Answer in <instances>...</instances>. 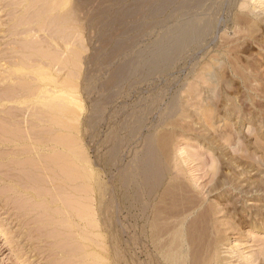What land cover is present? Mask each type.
Returning <instances> with one entry per match:
<instances>
[{
    "label": "rangeland",
    "instance_id": "374dc122",
    "mask_svg": "<svg viewBox=\"0 0 264 264\" xmlns=\"http://www.w3.org/2000/svg\"><path fill=\"white\" fill-rule=\"evenodd\" d=\"M31 1L33 0H0V96H3V91L6 92L11 86H17L15 80L18 81L17 83L20 81L19 78L17 79L18 75L12 76L11 73L14 72L19 59L22 58L23 54L20 53H26V50L23 51L25 48L21 45L26 47L29 43L27 39H33L31 42L37 45L41 41L39 46L46 48V50L49 47L48 50L57 52L62 59L66 58L67 54V56L71 55L73 60L76 57L73 54H78V51L85 47L83 52L81 51L84 54H78L76 57L77 60H80V62L78 60V65L82 64L79 67L82 68L77 69L78 66H72L73 70L76 68L74 73L80 69L74 75L79 74L77 79H74V86L83 99L84 108L77 121V130L74 129L75 132L71 133L72 144L74 145L71 148L82 159H89V162H93H90L89 166L96 177H94V183L89 184L94 186L90 189L93 193L89 190L88 192L87 188H82L85 187V184L88 185L87 181L74 179L76 182H71V185L70 182H66L62 172L60 174V171L56 169L54 172L52 171L54 168L48 165L49 169H47L45 161L40 158V162L31 168L32 176L42 169L45 170L44 168L54 172L53 175L50 171L49 173L44 171L45 174L41 171L38 174L39 177L37 176L38 178L33 176L36 177V181L21 178L24 171L22 172L23 169H19V167L16 170V167L10 162L12 158L14 160L21 155V159L29 157L39 161L38 158L42 153L46 156L53 151V148L59 153L63 150V153L66 151V147H53L52 143L46 142L41 146L36 145L35 140L30 139L36 138L38 141L41 134L36 135L38 134L36 132V134H32L31 131L34 130L27 131L28 129L25 128L34 127L36 131L38 127L30 123L27 126L23 123L24 121H21V119H28L27 116L30 118V115L31 118L28 121L32 120L31 109L15 103L0 101L1 110L3 108L7 111L6 108H8L9 112H14L18 108L22 111L27 109L24 111V116L20 110L19 112L15 111V113L21 114L18 115L17 121H20L26 130L27 134L24 137L27 140V145H29L27 146L28 150L34 151L31 154L28 153L30 151H26L25 142L21 144L11 142L8 139L12 144L8 140L7 143H0V264H87V262L93 264L94 257H102L104 264H114V262L116 264H135L133 262L136 253L140 254L142 261H145L148 249L153 255L152 264H164L160 254L161 246L167 244L171 234L176 231L177 221L179 222L182 217H187L190 213L187 211L188 208L191 209V206L193 207L195 204L202 208L195 216H189L186 222L187 227L184 228L186 239L193 241L192 250H190L191 255L197 250L200 251L198 248L201 249L204 244L209 242V239L219 238L221 240L219 251L223 264H241L242 260L237 256L242 255L243 252V254L247 253L245 257H249L247 263L242 261L243 264H249V262L253 264L256 261V264H264V0H70L69 8L61 11L60 14L66 15L68 12L71 17H69L71 21H68L72 23V26L74 25L73 27L78 32H71L74 29H69L70 33H64V36L61 32L55 31L53 25L41 29V25L35 23L36 20L34 25L28 24L31 28L26 25L22 26L24 24L23 19L36 15L35 12L39 9L46 10L47 5L42 2H37L38 6L35 4V8L28 6L32 5L30 4ZM26 8L28 10H25ZM20 17L22 19V21L20 20L21 26L18 25ZM34 28L36 31L31 32ZM44 29L46 30L43 31ZM236 29L241 33H237ZM21 31L29 34H21ZM184 31L191 35V40L175 47ZM222 32L224 33L222 34ZM71 33H75L70 36V43L75 46L73 53L70 51L74 47L67 52V50H63L62 41L64 40L60 42L57 40V38L66 37ZM76 34H78V38H76ZM221 34L224 35L223 37L227 34L226 36L230 40H223ZM52 38L56 39L55 42L52 41ZM224 42L227 43L224 44ZM56 43L59 44L56 45ZM77 47H80L78 51L76 50ZM219 47L222 48L219 50ZM235 47L241 48H236L237 51ZM228 49L233 50L232 54ZM57 50L62 51L64 56ZM229 59L233 62L229 63ZM74 61L76 62V59ZM67 72L65 71V74L61 72L59 78L61 79V76L64 78ZM235 72H239L240 76H237L239 73L236 74ZM9 77H13V81ZM79 81L81 82L78 83ZM244 83L248 85V88L244 86ZM253 87L255 90H251ZM80 93L84 94L81 95ZM256 94L261 97H255ZM247 95L253 97L248 98ZM87 107H89L88 110ZM159 108L160 110H158ZM29 110L31 114H29ZM5 111L1 112L4 114ZM115 118L116 120H114ZM106 120L107 122H105ZM119 120L121 121L119 122ZM44 125L41 124L38 129L41 130L45 127L43 132L47 131L46 125ZM150 128L151 132L149 131ZM76 131L79 133L77 134ZM29 134L34 135V137L30 138L31 135L29 137ZM22 145L23 147L20 148ZM153 145L155 146L153 147ZM31 146L35 147L36 150ZM89 151L90 153H88ZM123 152L125 153L123 154ZM37 154L39 157H36ZM149 155L152 156L154 163H162L161 165L164 166L161 172L159 171L162 180V184L158 183L160 187L151 188L149 191L148 186H143V202L152 205L155 216H161V218L155 217L156 220L153 222L154 231H156V233L154 232L156 234L155 245L150 243L146 236L147 226L144 227L145 230L142 233H140V229H137L139 228L136 222L138 212L134 196V185L138 179H142V170L151 161ZM93 160L96 162L94 163ZM39 163H44V166ZM40 166L42 169L37 171V167L40 168ZM101 168L103 169L102 172L100 171ZM18 169L20 173L22 172L21 174L18 173ZM31 172L29 171L30 174ZM139 173L141 176L138 175ZM44 175L55 181L48 178V180L44 179ZM110 177H112L111 180ZM42 179L46 181V185H43ZM32 181L36 183L33 184ZM109 183L113 184L112 187ZM27 184L30 185V188ZM66 184L69 187L76 184L79 187L82 184L80 187L83 191H80L83 192V195L74 193L73 188L70 190ZM31 187L36 189L38 191L36 193L39 195L44 192L42 194L45 196L40 197L38 194H34ZM52 187H58L57 189L63 187L61 194L58 193L59 191L55 192V189V194H52ZM28 188L31 191L27 190ZM47 188L51 189L50 192ZM84 190L89 194L85 195ZM111 191L115 194L110 193ZM170 191L171 193H169ZM108 193L109 197L107 196ZM57 194H65L69 197L74 194V196H78L77 200L73 195L70 198L67 197L76 201H80L78 198L81 199V197L82 199L85 197L93 198V203L87 201L88 199H86V203L83 200L77 203H80L82 208L85 205L89 207L93 204L91 207L92 211L96 212L94 219L98 220V228L94 225L95 229L92 231V224L85 222L88 221L85 213L88 214L91 207L83 209L84 214L81 217L84 216V219L78 214L75 215L72 209H70L72 211L68 210L67 206L63 209L69 214L66 212L67 214L61 216L63 213L61 211L63 210L61 209L63 204L60 203L61 199H59L60 202L56 200L57 203L50 201V197L56 199ZM151 194H153L152 197H150ZM38 196L39 199L36 198ZM163 196L164 198H161ZM103 199H106L107 202ZM39 203L42 209L38 210ZM83 203L85 205H82ZM43 204L45 209L42 207ZM115 204L120 206L118 209L122 212L119 211V214L116 213ZM176 204H182L184 208L180 205L178 207ZM48 206L49 210L46 209ZM101 206H105L102 213L100 211ZM155 207L156 210H154ZM79 208L81 209V207ZM179 208H181L182 213H175ZM53 209L56 210V213L59 210L60 215L55 214ZM185 209L187 210L184 212ZM52 210L53 212H51ZM166 212L172 213L171 216L166 215ZM178 213L179 215H177ZM110 215L112 219L108 218H111ZM115 216L119 217L120 220L119 218L116 219ZM62 217L64 221L69 220L68 222L65 221L68 224L65 222L64 224H57L59 221L63 222ZM158 217L160 219L166 218L164 221L159 220ZM167 218L171 219L168 220ZM53 219L56 220V223ZM90 220L93 218L90 217ZM121 220L122 222H120ZM170 221L176 222L170 224ZM118 222L121 224L119 225ZM69 223L71 227L68 226ZM48 225L51 230L55 229V232L54 229L52 230V234L55 235L51 234ZM63 225L66 226L59 228ZM120 226L122 229L119 228ZM64 228H68V231ZM124 229L125 231H122ZM48 231L49 233H46ZM106 231L110 235L105 233ZM119 231L122 236H119ZM57 232L58 235H56ZM65 233L76 234L75 236L71 234L70 237L72 238L69 237V240L68 234L67 237L64 236ZM90 233L96 236H92ZM139 234L143 236L139 238ZM205 234L207 237H204ZM63 236L67 239H64ZM90 240L99 244L97 245ZM66 241H70L72 250H70V246H67L70 243ZM113 241L114 243H111ZM62 242L64 245L66 244L67 249ZM78 244L83 246L79 249L83 250L86 246L87 248L80 252L78 251ZM195 244L197 247L194 246ZM229 248L233 249L235 253ZM91 252L95 256L92 255V258H89ZM84 254L87 255L84 256ZM223 254L224 256H222ZM78 256H84V258L80 257L79 259ZM261 257L263 258L260 260ZM126 259H128L127 262Z\"/></svg>",
    "mask_w": 264,
    "mask_h": 264
},
{
    "label": "bare ground",
    "instance_id": "6f19581e",
    "mask_svg": "<svg viewBox=\"0 0 264 264\" xmlns=\"http://www.w3.org/2000/svg\"><path fill=\"white\" fill-rule=\"evenodd\" d=\"M252 1V0H251ZM34 3V5H33V3ZM39 3V2H42V3H44L45 5H47V7H46V10H42V9H39L38 11H36L35 12V14L36 15H34V16H32V17H29V18H26L25 16H22V17H24V18H26V19H23V21H24V24H22V26L23 25H26V26H30V25H28V24H33L34 25V22H35V20H36V24L38 25V23L41 25V29L44 27L45 28V26H49V25H53V29L55 30V31H58V32H61V34H62V36H64V33H70V31H68L69 29L71 30H73L74 29V31H71V32H75L76 30H75V28L71 25L72 23H70L68 20H70V14L67 12V14L65 15V14H60V12L61 11H64V10H66V9H68L69 8V6H70V0H33V1H31V3L30 4H32V5H28V6H32V7H34L35 8V4L36 3ZM21 3V2H20ZM256 4V3H255ZM245 5V4H244ZM36 6H38V4H36ZM245 7V6H244ZM37 8V7H36ZM32 9V8H31ZM243 9V8H242ZM25 10H28L27 8L25 9ZM30 10V9H29ZM256 10V9H255ZM27 15H28V12L26 13ZM25 14V15H26ZM24 15V14H23ZM26 15V16H27ZM31 15V14H30ZM46 16V17H45ZM45 17V18H44ZM70 17V18H69ZM67 18H69V19H67ZM244 18V17H243ZM20 20L22 21V19H21V17H20V19H18V25H20L21 26V24H20ZM34 20V21H33ZM71 21V20H70ZM239 21V20H238ZM42 22H43V24H42ZM245 23V22H244ZM227 26V25H226ZM256 26V25H255ZM254 26V27H255ZM72 27V28H71ZM76 27V26H75ZM78 27V26H77ZM29 28H31V26L29 27ZM29 28H27V29H29ZM36 28H34V29H32L33 31H31V32H34V30H35ZM77 30H80V29H78V28H76ZM46 29H44L43 31H45ZM25 31H27V30H25ZM22 32L21 31V34L22 33H25V34H29L28 32ZM36 31V30H35ZM42 31V30H41ZM42 31V32H43ZM66 31V32H65ZM81 31V30H80ZM176 31V30H175ZM178 31V30H177ZM243 31V30H242ZM76 32H78V31H76ZM235 32V31H234ZM236 32L237 33H241V31L240 32H238V29H236ZM235 32V33H236ZM224 32H222V34H223ZM229 33V32H228ZM24 34V35H25ZM31 34V33H30ZM73 34H75V33H71V35H68V34H66V35H68V36H66V37H60V38H65V39H58L57 38V40L60 42L61 40H64V41H62L63 42V44H64V49L63 50H67V52L71 49V48H73V50L71 49V53H73V51H74V49H75V46H73L71 43H70V41H71V39H70V36H72ZM79 34V33H78ZM78 34H76V38H78L79 36H78ZM221 34V37H223L224 35H222ZM34 35V34H33ZM227 35V34H226ZM225 35V37H223V40H225V41H228V40H230L229 39V37H227ZM237 35H239V34H237ZM236 35V36H237ZM247 35V34H246ZM25 37V36H24ZM81 37V36H80ZM227 37V38H226ZM33 38V37H32ZM175 38V37H174ZM216 38V37H215ZM251 38V37H250ZM221 39V38H220ZM25 40V39H24ZM28 40V42L29 43H27L28 45L25 47L24 45H21V46H23V48H25V49H23V51L24 50H26V53L24 54V53H20L21 55H22V58L21 59H19L20 61H19V63L16 65V63H14L15 65H16V68H15V70H14V72H10L11 74H12V76H14V74H16V76L18 75V77H17V79L19 78V83H17L18 81H14V82H16V85L17 86H11L8 90H6V92L5 91H3V96H2V98H0V101H5V102H11V103H15V104H18L19 106H24V107H26L27 109H31V111H32V113H33V117H32V120H30V121H28L30 118H31V115H30V118H29V116H27L28 117V119H26V120H22L21 119V121H24L23 123L24 124H27V126H28V124L30 123V124H32L33 126H36V127H40V125L41 124H45L46 125V128H47V131L45 132H43V130H44V128L45 127H43V128H41V130L40 129H36V131H35V128L33 129L32 127H28V128H25L27 131H30V130H34V131H31L32 132V134L33 133H38V134H36V135H39V134H41V135H39V137L38 136H35V137H38V141H36L37 139L36 138H32V137H34V135L32 136V134H29V137H30V135H31V137L30 138H32V139H30V140H35V143H36V145H38V146H41L42 144L44 145V143L46 142V143H52L53 144V147H66L65 149H66V151H64L63 153H62V151L59 153V151H55L56 149L55 148H53V151L50 153V154H48V155H46V156H44V154L42 153V155H43V157H42V155L39 157V154H37V156L36 157H39L38 158V160L40 159V158H42L41 160H44L45 161V163H46V167H52V168H54V169H52V171H54L55 169L57 170V171H60V174H61V172H62V175H63V177H64V179H66V182H72V183H75L76 181H78L77 179H83L82 181H87V183H88V185L87 184H85V187H82V184L80 185L83 189L84 188H87V191L89 190L90 192H91V187H94V186H90L89 184H92V183H94V181H95V178L94 177H96V176H94V174H93V171L91 170V168H90V162H92V161H90L89 162V159H82L80 156H79V154H76L75 152H74V150H73V148H71V147H73L74 145L72 144V138H71V133L73 132H75V130H77V128H78V126H77V121L79 120L78 118L81 116V114H82V110H83V108H84V106H83V102H82V100L83 99H81V97L79 96V93L76 91V88H75V86H74V79H77V76H79V74H77V76H74L76 73H78V71H80V69L82 68L81 66L79 67V65L81 64H79L78 65V60H77V58L76 57H78V54H84V53H81V51L83 52V50L85 49V47H83V50H81V51H78L79 49H80V47H77L76 48V50L78 51V54H73V56L75 55L76 57H74V59H76V62L74 61V59L72 60L71 59V55H68L67 56V54H66V58H64V59H62V57H61V55H59V54H57V52H52L50 49L48 50V48H47V50H46V48L44 49V47H41V46H39L40 44H41V41H40V43H39V45H37L36 43H33V42H31V40H33V39H27ZM55 40L56 39H54V38H52V41H54L55 42ZM191 40V35L188 33V32H186V31H184L182 34H181V36H180V39L177 41V43L175 44V42H174V44H175V47H178V45L180 46L181 44H186L187 42H189ZM194 40V39H193ZM240 40V39H239ZM26 41V40H25ZM66 41V42H65ZM215 41V40H214ZM217 41V40H216ZM218 41H219V39H218ZM241 41V40H240ZM27 42V41H26ZM25 42V43H26ZM212 42H213V40H212ZM24 43V44H25ZM53 43V42H52ZM227 42H224V44H226ZM22 44V43H21ZM57 44H59V43H56V45ZM73 44H75V43H73ZM164 44V43H163ZM169 44V43H168ZM214 44H217V43H214ZM49 45V44H48ZM189 45V44H188ZM191 45V44H190ZM50 46V45H49ZM59 47H60V45H58ZM19 48V47H18ZM22 48V47H21ZM61 48H63V47H61ZM61 48H59V49H61ZM215 48V47H214ZM222 48V47H221ZM220 47H219V50L221 49ZM237 47H235V49H236ZM238 48H241V47H238ZM237 48V49H238ZM82 49V48H81ZM233 50H234V48H232ZM236 49V50H237ZM243 49V48H242ZM20 50V49H19ZM172 50V49H171ZM216 50H217V48H216ZM216 50H214V51H216ZM223 50V49H222ZM229 50V49H228ZM230 50H231V47H230ZM229 50V51H230ZM232 50V51H233ZM22 51V50H21ZM58 51V50H57ZM86 51V50H85ZM175 51V50H174ZM198 51H200V50H198ZM213 51V50H212ZM218 51V50H217ZM232 51H230L231 53L230 54H232ZM238 51V50H237ZM59 53H61L62 54V51H58ZM66 52V53H67ZM69 52V53H70ZM155 52V51H154ZM177 52V51H176ZM191 52V51H190ZM219 52V51H218ZM243 52V51H242ZM249 52V51H248ZM86 53V52H85ZM198 53V52H197ZM229 53V52H228ZM182 55H184V54H182ZM214 55V54H213ZM227 55V54H226ZM62 56H64V54H62ZM70 56V57H69ZM86 56V55H85ZM84 56V57H85ZM205 56V55H204ZM208 56V55H207ZM235 56V55H234ZM203 57V56H202ZM206 57V56H205ZM237 59H238V57H237ZM240 59V58H239ZM202 60V59H201ZM15 61H17V60H15ZM229 61V63L232 61L231 59H229L228 60ZM79 62H80V60H79ZM159 62V61H158ZM218 62V61H217ZM216 62V63H217ZM233 62V61H232ZM239 62V61H238ZM237 62V63H238ZM170 63H172V62H170ZM201 63V62H200ZM228 63V62H227ZM231 64H233V63H231ZM82 65V64H81ZM146 65V64H145ZM218 65V64H217ZM220 65H222V64H220ZM233 65H235V64H233ZM72 66H74V67H77V69L78 68H80L79 70H77V72H73L76 68H74V70L72 69ZM216 66V65H215ZM205 67V66H204ZM211 67V66H210ZM218 67H220V66H218ZM227 67V66H226ZM234 67V66H233ZM208 69V68H207ZM220 69V68H219ZM67 72L66 73V75H65V77L64 78H62V76H61V79L59 78V75H60V73L62 72V74H65L64 72L65 71ZM230 70V69H229ZM224 71H226V70H224ZM223 71V72H224ZM201 72V71H200ZM230 72V71H229ZM209 73V72H208ZM232 73H234V70H232ZM236 74H238L239 72H235ZM210 74V73H209ZM10 75V74H9ZM83 76V75H82ZM212 76V75H211ZM237 76H240V73H239V75H237ZM74 77H76V78H74ZM10 78V77H9ZM8 78V79H9ZM13 78V77H12ZM12 78H10V79H12ZM16 78V77H15ZM261 79V78H260ZM79 80V79H78ZM86 80V79H85ZM212 80V79H211ZM214 80V79H213ZM11 81H13V79L11 80ZM10 81V82H11ZM13 82V83H14ZM81 81H79L78 83H80ZM89 82H90V80H89ZM12 83V82H11ZM75 83H76V81H75ZM87 84V83H86ZM214 84V83H213ZM256 84V83H255ZM10 85V84H9ZM13 85V84H12ZM80 85V84H79ZM86 86H88V85H86ZM232 86V85H231ZM244 86L246 87V88H248L247 86V84L246 83H244ZM80 87V86H79ZM78 87V88H79ZM90 88V87H89ZM254 88V87H253ZM253 88H251V90H255V88L253 89ZM260 88V87H259ZM80 89V88H79ZM78 89V90H79ZM264 89V88H263ZM250 90V91H251ZM213 91V90H212ZM257 91V90H256ZM214 92V91H213ZM253 92V91H252ZM81 94V93H80ZM84 94V93H83ZM83 94H81V95H83ZM92 94H93V92H92ZM215 94V93H214ZM214 94H211V95H214ZM95 95V94H94ZM0 96V97H1ZM92 96V95H91ZM248 96V98H251V97H253V96H250V95H247ZM217 97V96H216ZM218 97H220V96H218ZM255 97H261V96H259L258 94H256L255 95ZM244 98V97H243ZM85 99V98H84ZM90 99V98H89ZM218 99V98H217ZM213 100H215V98H213ZM254 100V99H253ZM253 100H252V102H253ZM87 101V100H86ZM85 101V102H86ZM91 101V100H90ZM4 102V103H5ZM84 102V103H85ZM87 102H89V101H87ZM116 102V101H115ZM241 102V101H240ZM97 103V102H96ZM8 104V103H7ZM6 105V104H5ZM17 105V106H18ZM87 105V104H86ZM142 105V104H141ZM3 106V105H2ZM7 106V105H6ZM5 106V107H6ZM92 106V105H91ZM96 106H97V104H96ZM9 107V106H8ZM23 107V108H24ZM13 108V107H12ZM11 108V109H12ZM25 108V109H26ZM7 109V111H5V109H3L2 108V110L1 111H5L4 112V114L0 111V143H7L6 141L9 139V140H11V142H19V143H21L22 144V142H25V144L24 145H26V148H27V150L26 151H30V152H28V153H30L31 154V152L33 151V150H28V147L27 146H29V145H27V140H25V134H27L26 133V130H24V127L22 126V123L20 122V121H17V118H18V115H21V114H18L17 115V113H15V111L17 112H19V110L21 111L20 113H22L23 112V116L25 115V112L24 111H26V110H21L20 108H18L17 110H15L16 108L14 107V112H9V109L8 108H6ZM89 109V107H87V110ZM96 109V108H95ZM102 109V108H101ZM12 110H10V111H12ZM100 110V109H99ZM158 110H160V108L158 109ZM31 111L29 110L28 112H29V114H31ZM6 112H8V113H6ZM156 112V111H155ZM27 113V112H26ZM99 113V112H98ZM101 113V112H100ZM156 113H158V111L156 112ZM160 113V112H159ZM28 114V113H27ZM93 114V113H92ZM85 115V114H84ZM157 116V115H156ZM96 117V116H95ZM153 117H155V116H153ZM106 118H107V116H106ZM105 118V119H106ZM164 118V117H163ZM84 119V118H83ZM93 119V118H92ZM92 119H90V120H92ZM118 119V118H117ZM143 119V118H142ZM114 120H116V118L114 119ZM149 120V119H148ZM153 120V119H152ZM151 120V121H152ZM155 120V119H154ZM87 121V120H86ZM93 121V120H92ZM111 121V120H110ZM121 120H119V122H120ZM83 122V121H82ZM105 122H107V120L105 121ZM154 122V121H153ZM156 122H158V121H156ZM75 123H76V125H75ZM92 123V122H91ZM117 123V122H116ZM133 123H134V121H133ZM151 123V122H150ZM96 124V123H95ZM106 124V123H105ZM104 124V125H105ZM119 124V123H118ZM117 124V125H118ZM155 124V123H154ZM44 125V126H45ZM79 125V124H78ZM82 125V124H81ZM92 125V124H91ZM120 125V124H119ZM25 126V125H24ZM26 126V127H27ZM43 126V125H42ZM41 126V127H42ZM145 126V125H144ZM147 126H148V123H147ZM153 126V125H152ZM23 128V129H22ZM30 128V129H29ZM32 128V129H31ZM121 128V127H120ZM144 128V127H143ZM75 129V130H74ZM108 129H109V127H108ZM146 129V128H145ZM39 130V132H37ZM80 130H82V129H80ZM143 130V129H142ZM25 131V132H24ZM58 131H61V132H59L58 133ZM119 131V130H118ZM127 131V130H126ZM150 132H151V128H150V130H149ZM24 132V133H23ZM31 132H28V133H31ZM77 132V131H76ZM145 132V131H144ZM149 132V133H150ZM79 132H77V134H78ZM140 133V132H139ZM122 134V133H121ZM75 135V134H74ZM152 135V134H151ZM168 135V134H167ZM27 136V135H26ZM28 137V138H29ZM140 137V136H139ZM138 137V138H139ZM141 138V137H140ZM114 139V138H113ZM151 139V138H150ZM159 139H161V138H159ZM158 139V140H159ZM8 140V141H9ZM29 140V141H30ZM137 140V139H136ZM152 140V139H151ZM150 140V141H151ZM167 140V139H166ZM170 140V139H169ZM168 140V141H169ZM10 142V141H9ZM8 142V143H9ZM10 142V143H11ZM30 142H32V141H30ZM9 143V144H10ZM78 143H79V141H78ZM151 143V142H150ZM12 144V143H11ZM17 144V143H16ZM95 144V143H94ZM94 144H91V145H93L94 146ZM112 144V143H111ZM163 144V143H162ZM15 145V144H14ZM31 145V144H30ZM119 145V144H118ZM141 145V144H140ZM167 145V144H166ZM169 145V144H168ZM12 146V145H11ZM139 146V145H138ZM155 145H153V147H154ZM13 147V146H12ZM17 147V146H16ZM23 147V145L20 147V148H22ZM32 147V146H31ZM102 147H103V144H102ZM148 147V146H147ZM18 149H20L19 147H17ZM30 148V147H29ZM33 149H35V147H32ZM46 148H47V146H46ZM129 148V147H128ZM133 148V147H132ZM51 149H52V147H51ZM36 150V149H35ZM41 151H42V149H40ZM112 150V149H111ZM128 150V149H127ZM167 150V149H166ZM40 151V152H41ZM91 151V150H90ZM90 151L88 152V153H90ZM102 151V150H101ZM126 151V150H125ZM132 151V150H131ZM148 151V150H147ZM157 151V150H156ZM19 152L20 153H22L20 150H19ZM25 152V151H24ZM34 152V151H33ZM93 152V151H92ZM115 152V151H114ZM182 152V151H181ZM184 152H187V151H184ZM27 153V154H28ZM86 153V152H85ZM85 153H83V154H85ZM87 153V154H88ZM125 152H123V154H124ZM168 153H169V151H168ZM183 153V152H182ZM17 154V153H16ZM94 154V153H93ZM111 154H112V152H111ZM119 154H121V153H119ZM118 154V155H119ZM181 154V153H180ZM188 154V153H187ZM92 155V154H91ZM90 155V156H91ZM110 155V154H109ZM147 155V154H146ZM151 155H152V153H151ZM151 155H149V156H151ZM166 155V154H165ZM182 155V154H181ZM180 155V156H181ZM184 155V154H183ZM263 155V154H262ZM83 156H85V155H83ZM95 155H93V157H94ZM34 158H35V156H33ZM86 157H88V156H86ZM119 157V156H118ZM130 157V156H129ZM44 158V159H43ZM94 158H96V157H94ZM93 158V159H94ZM163 158V157H162ZM168 158V157H167ZM36 159V158H35ZM35 159H33V158H27V159H21V155H20V157L19 156H17V158L16 159H14L13 160V158H12V161L10 160V162L12 163V165L13 166H15L16 167V170H17V167H19V169L21 168V169H23L22 170V172H23V174H22V177L21 178H26V179H28L29 181H31V180H33L34 179V181H36V177L38 176V174L41 172V171H43V173L45 174V172H47L48 170L47 169H49V167L46 169V168H44L45 170H43L42 169V167L40 166V168L39 167H37V171H40V169H42L39 173H34V175L33 176H36V177H33L32 176V172H31V168H34V166H36L38 163L37 162H40V160L39 161H37V160H35ZM139 159V158H138ZM151 161H152V156H151ZM91 160V159H90ZM118 160H119V158H118ZM261 160V159H260ZM94 161V163L96 162V160H93ZM149 162L144 168H143V172H142V176L140 175V173L138 174V175H140L141 176V178L142 179H138L136 182V185H134L135 186V190H134V196H135V202H136V206H137V225H138V227L139 228H137V229H140V233H142L145 229H144V227H146L147 226V231H146V236H147V238H148V240H149V242L150 243H152V244H154L155 243V236H156V231H154V225H153V222H155V220H156V218L155 217H157V216H159V215H154V211L152 210V205L150 204V203H148V204H145L144 202H143V186L144 185H146V187L148 186L149 188H150V190L149 191H151V188H153V189H155V188H157L158 186H159V184L158 183H161L162 184V180H161V176L159 175V171L161 172V170H162V168L164 167L163 165H161L162 163H160V164H157V163H154V161H152V162ZM118 162V161H117ZM145 162V161H144ZM93 163V162H92ZM39 164H41V163H39ZM118 164V163H117ZM116 164V165H117ZM121 164V163H120ZM172 164V163H171ZM185 164V163H184ZM41 165H43L44 166V163L43 164H41ZM48 165V166H47ZM99 165V164H98ZM122 165V164H121ZM141 165V164H140ZM11 166V165H10ZM97 166V165H96ZM142 166V165H141ZM185 166V165H184ZM99 167V166H98ZM100 167H101V165H100ZM115 168H117V167H115ZM13 169V168H12ZM18 169V173L19 174H21L20 173V170ZM51 169V168H50ZM98 169V168H97ZM176 169V168H175ZM102 168H101V172H102ZM13 171H15V170H13ZM29 171L31 172V174L29 173ZM45 171V172H44ZM50 171V173L53 175V173L55 172H51V170H49ZM49 171L47 172V173H49ZM97 171V170H96ZM98 171H99V169H98ZM16 172V173H17ZM140 172V171H139ZM163 172V171H162ZM12 173V172H11ZM15 173V172H14ZM115 174V173H114ZM163 174V173H162ZM61 175V176H62ZM97 175H98V173H97ZM123 175V174H122ZM13 176V175H12ZM17 176V175H16ZM21 176V175H20ZM45 176V175H44ZM99 176V175H98ZM101 176V175H100ZM17 177H19V176H17ZM39 177V176H38ZM37 177V178H38ZM55 178H56V176H54ZM57 177H59L60 178V176H57ZM104 177V176H103ZM49 179V180H51L50 179V177L48 176H45V178L44 179ZM55 178H53V179H55ZM58 178V179H59ZM134 178V177H133ZM47 179V180H48ZM57 179V180H58ZM61 179H63V178H61ZM74 179L76 180V181H74ZM112 179V177H110V180ZM15 180V179H14ZM17 180H18V178H17ZM21 179H19V181H20ZM38 180V179H37ZM43 180V179H42ZM69 180V181H68ZM79 180V181H80ZM98 180H99V177H98ZM114 180V179H113ZM112 180V181H113ZM128 180V179H127ZM22 181V180H21ZM26 181V180H25ZM24 181V182H25ZM28 181V182H29ZM34 181H32L33 182V184L34 183H36V182H34ZM51 181H55V180H51ZM65 181V180H64ZM64 181H62V182H64ZM74 181V182H73ZM100 181V180H99ZM160 181V182H159ZM23 182V181H22ZM27 182V183H28ZM31 182V183H32ZM46 181H44L43 180V185H46V183H45ZM57 182V181H56ZM55 183V182H54ZM60 183H61V181H60ZM72 183H71V185H72ZM111 183V182H110ZM109 183V184H110ZM52 184H53V182H52ZM62 184H64L65 185V183H62ZM78 184V183H77ZM73 185V186H76L77 188H79V189H77L76 187H69V186H67V184H66V186L70 189V190H72L71 188H73V190H74V193H77V194H82L83 192H81V191H83L82 190V188L79 186L78 187V185ZM106 184H107V182H106ZM19 185V184H18ZM37 185V184H36ZM48 185H51L50 183H48ZM58 185V184H57ZM56 185V186H57ZM113 185V184H112ZM112 185L110 184V186L112 187ZM164 185V184H163ZM27 186H28V184H27ZM27 186H25L26 188H27ZM30 186V185H29ZM28 186V187H29ZM35 186V185H34ZM55 186V187H56ZM84 186V185H83ZM87 186V187H86ZM172 186H174V185H172ZM36 187V186H35ZM55 187H52V190H53V192H52V190L51 189H48L47 188V190L49 191V190H51V193L53 194L54 193V189H55V192H58V193H60L61 191H62V189H63V187H62V189H57V188H55ZM160 187V186H159ZM30 188V187H29ZM27 189V190H29V191H31V189H32V191H34V194H38L39 195V193H36V192H38V191H36V189H34L33 187H31V189ZM162 188V187H161ZM34 189V190H33ZM46 189V188H45ZM111 189V188H110ZM145 189V188H144ZM165 189H166V187H165ZM164 189V190H165ZM57 190V191H56ZM81 190V191H80ZM26 191V190H25ZM87 191L86 190H84V194H85V192H86V194L85 195H88L89 193H87ZM88 191V192H89ZM113 191V190H112ZM112 191L110 192V193H112ZM50 192V191H49ZM64 193H65V191H63ZM62 192V193H63ZM67 192V191H66ZM70 192V191H69ZM129 192V191H128ZM166 192V191H165ZM42 193H44V192H42ZM40 194L39 196L40 197H44L45 196V194L43 195V194ZM68 193V192H67ZM91 193H93V192H91ZM120 193H121V191H120ZM131 193V192H130ZM147 193H149V192H147ZM153 193V192H152ZM163 193V192H162ZM169 193H171V191L169 192ZM51 194V195H52ZM55 194V193H54ZM61 194V193H60ZM60 194H57V197H56V199L55 198H51L50 197V201L52 200L53 202H55L56 200L58 201V202H60V200L59 199H61V202L60 203H63L62 204V208L61 209H63V207H66L68 210H70V209H72L74 212H75V215L76 214H78V216L79 217H81V215H83L84 214V211H83V209L85 208H90L92 205H90L89 206V204H88V206L89 207H87L84 203L82 204V205H85L84 206V208H82V206H81V204L80 203H77V202H80L81 200H83V201H85V203H86V199H88L87 197H85V198H83L82 199V197H81V199L80 198H78L80 201H76L77 200V197L76 196H74V194H72L73 195V197L74 198H76V200H72V199H68V197H69V195H60ZM96 194V193H95ZM112 194H115V193H112ZM111 194V195H112ZM168 194V193H167ZM59 195V196H58ZM71 195V194H70ZM71 195V196H72ZM83 195V194H82ZM109 195V193L107 194V196ZM152 195L153 194H151V196L150 197H152ZM159 195V194H158ZM169 195H171V194H169ZM37 196V195H36ZM39 196L38 197H36V198H38L39 199ZM70 196V197H71ZM103 196V195H102ZM162 196V195H161ZM47 197V196H46ZM53 197V196H52ZM59 197V198H58ZM60 197H64V199H62V198H60ZM69 197V198H70ZM95 197H96V195H95ZM109 197V196H108ZM148 197H149V194H148ZM58 198V199H57ZM73 198V199H74ZM92 198V197H91ZM114 198H115V195H114ZM161 198H164V196L163 197H161ZM160 198V199H161ZM35 199V198H34ZM49 199V198H48ZM55 199V200H54ZM67 199V200H66ZM106 199H108V198H106ZM106 199H103V200H105L106 201ZM145 199V198H144ZM157 199V198H156ZM44 200V199H43ZM46 200V199H45ZM96 200V199H95ZM150 200H151V198H150ZM164 200V199H163ZM167 200V199H166ZM170 200V199H169ZM35 201V200H34ZM57 201H56V203H57ZM82 201V202H83ZM87 201H89V202H92L93 201V198L92 199H88ZM147 201V200H146ZM165 201V200H164ZM43 202V201H42ZM94 202V201H93ZM92 202V203H93ZM107 202V201H106ZM117 202V201H116ZM134 202V203H135ZM153 202V201H152ZM162 202V201H161ZM178 203H179V201H177ZM189 202V201H188ZM59 203V204H60ZM66 203V204H65ZM76 203H77V205H76ZM96 203V202H95ZM80 204V206H78ZM104 204V203H103ZM102 204V205H103ZM117 204V203H116ZM115 204V205H116ZM184 204V203H183ZM190 204V203H189ZM44 205V204H43ZM46 205H48V204H46ZM96 205V204H95ZM107 205V204H106ZM120 205V204H119ZM171 205V204H170ZM173 205V204H172ZM177 205V204H176ZM178 205H180V206H182V204H178ZM177 205V206H178ZM187 205V204H186ZM50 207H51V205H49ZM49 206L46 208V209H48L49 208ZM78 206V207H77ZM174 206H175V204H174ZM173 206V207H174ZM184 206V205H183ZM182 206V208H184ZM39 208H38V210L39 209H42L41 207H40V203H39V206H38ZM43 207V209H45V205L44 206H42ZM55 207V206H54ZM79 207H81V209L79 208ZM96 207V206H95ZM105 207V206H104ZM104 207L103 206H101L100 207V211H101V213H102V211L104 212ZM108 207V206H107ZM106 207V208H107ZM116 208H117V212H116V210H115V212L117 213V214H119L118 212L120 211V212H122L121 210H119L118 209V207H120V206H118V205H116L115 206ZM179 207V206H178ZM189 207V206H188ZM57 208V207H56ZM55 208V209H56ZM105 208V209H106ZM115 208V209H116ZM164 208H165V206H164ZM171 208V207H170ZM202 207L201 206H199V207H197L196 206V204L195 205H193V207L191 206V209L190 208H188V210L187 209H185L184 210V212L187 210V211H190V213H189V215H187V217H182V219L181 220H179V222L177 221V224H176V231H174L172 234H171V236H170V239H169V241L167 242V244L165 243L164 244V246H161L162 248H160V254H161V257H162V261H163V263L164 264H223L224 262H223V260H222V258H221V256H220V251H219V248H220V239L219 238H216V239H213V238H211V239H209V242L208 243H206V244H204L203 246H202V248L200 249V248H198L200 251H195L194 252V254H190V250H192L191 248V246H192V240L191 241H189V240H187L186 239V233H185V230H184V228H185V226H186V222L188 221V218H189V216L191 217V215H194L195 216V214L201 209ZM37 209V208H36ZM55 209H53V210H55ZM58 209V208H57ZM60 209V210H61ZM108 209V208H107ZM180 209L181 208H179L178 209V211H175V213H177V212H181L182 213V211H180ZM49 210V209H48ZM53 210L51 211V212H53ZM72 210H70V211H72ZM93 209H92V207L90 208V210H89V213L87 214V213H85V217L86 218H88V221L86 220L85 222H88L89 224H92L91 226H93V228H92V231H93V229H95L94 228V225H96L95 227H97L98 228V220L96 221L95 219H94V217L96 218V212L94 213V211H92ZM154 210H156V207H155V209ZM157 210H159V208H157ZM161 210V209H160ZM43 211V210H42ZM61 211H63V213L61 214V216L62 215H64V214H67L68 212L67 211H65L64 212V209L63 210H61ZM87 211V210H86ZM85 211V212H86ZM136 211V210H135ZM162 211V210H161ZM50 212V213H51ZM55 212V214H59V213H61V212H59V210L57 211V213H56V210L54 211ZM67 212V213H66ZM110 212V211H109ZM172 212V211H171ZM42 213V212H41ZM41 213H39V215L41 214ZM44 213V212H43ZM73 213V212H72ZM172 213H174V212H172ZM172 213H170V214H172ZM174 213V214H175ZM201 213V212H200ZM199 213V214H200ZM47 214V213H46ZM69 214V213H68ZM104 214V213H103ZM112 214V213H111ZM116 214V215H117ZM156 214V213H155ZM160 214V213H159ZM162 214V213H161ZM167 214H169V212L167 213L166 212V215ZM169 214V215H170ZM45 215V214H44ZM43 215V216H44ZM51 215H52V213H51ZM60 215V214H59ZM107 215V214H106ZM177 215H179V213L177 214ZM182 215V214H181ZM40 216H42V214L40 215ZM67 216V215H66ZM109 216V215H108ZM111 216V215H110ZM119 216V215H118ZM163 216V215H162ZM171 216V215H170ZM169 216V217H170ZM175 216V215H174ZM200 216V215H199ZM202 216H204V215H202ZM252 216V215H251ZM70 217V216H69ZM76 217V216H75ZM78 217V218H79ZM90 217L91 218H93V220H90ZM105 216H103V218H104ZM116 217V216H115ZM125 217H127L126 215H125ZM160 218H161V216H159ZM158 217V219L159 220H164L165 221V218L166 217H164V219H160ZM180 217V216H179ZM45 218V217H44ZM46 218H48V219H51V218H49V217H46ZM45 218V219H46ZM52 218H54L53 217V215H52ZM68 218V217H67ZM81 218H83L84 219V216L83 217H81ZM109 219H112V216H111V218L110 217H108ZM119 218V217H118ZM117 217H116V219H118ZM175 219L177 218V216L176 217H174ZM174 218H172V219H174ZM193 218V217H192ZM200 218V217H199ZM206 218V217H205ZM41 219H43V218H41ZM80 219V218H79ZM105 219V218H104ZM168 219V218H167ZM169 219H171V218H169ZM168 219V220H169ZM54 220V223H56L55 221V219H53ZM62 220H63V222H61V221H59V222H57V224L58 223H62V224H64V222L65 221H69V220H65L64 221V219H63V217H62ZM81 220V219H80ZM101 220V219H100ZM119 220H120V218H119ZM119 220H117V221H119ZM130 220V219H129ZM194 220H195V218H194ZM198 220V219H197ZM50 222H52L51 220H49ZM48 221V223H50ZM191 221V220H190ZM189 221V222H190ZM42 222V221H41ZM44 222V221H43ZM42 222V223H43ZM67 222H65V224L67 223ZM105 222V221H104ZM111 222H113V221H111ZM120 222H122V220L120 221ZM171 222V221H170ZM173 222V224H174V222H176V221H172ZM172 222L170 223V224H172ZM188 222V223H189ZM194 222V221H193ZM45 223H47L46 221H45ZM101 223V222H100ZM119 223V222H118ZM127 223H128V221H127ZM163 223V222H162ZM192 223V222H191ZM51 224H53V223H51ZM57 224H55V225H57ZM68 224V223H67ZM75 224V223H74ZM113 224V223H112ZM121 223H119V225H120ZM152 224V225H151ZM155 224V223H154ZM157 224V223H156ZM158 224H160L159 222H158ZM164 224V223H163ZM169 224V225H170ZM75 225H77V224H75ZM106 225V224H105ZM123 225V224H122ZM162 225V224H161ZM195 225V224H194ZM53 226V225H52ZM66 226V225H65ZM64 225L63 226H60L59 228H62V227H65ZM68 226H70V223H69V225ZM83 226V225H82ZM87 226H89L88 224H87ZM113 226V225H112ZM157 226H159V225H157ZM174 226V225H173ZM198 226V225H197ZM206 226V225H205ZM49 229H50V227H49V225L47 226ZM55 227V226H54ZM71 227V226H70ZM69 227V228H70ZM86 227V226H85ZM101 227V226H100ZM128 227V226H127ZM162 228H163V226H161ZM165 227V226H164ZM167 227V226H166ZM187 227V226H186ZM192 227V226H191ZM195 227V226H194ZM207 227V226H206ZM58 228V227H57ZM117 228H118V226H117ZM119 228H121L122 229V227L120 226ZM130 228V227H129ZM169 228H171V226H169ZM199 228V227H198ZM205 228V227H204ZM54 229V228H53ZM52 229V230H53ZM73 229V228H72ZM78 229V228H77ZM137 229H135V230H137ZM158 229H160V228H158ZM190 229V228H189ZM51 230V229H50ZM52 230H51V234H52ZM64 230H67L68 231V228L66 229V228H64ZM86 230V229H85ZM99 230V229H98ZM102 230V229H101ZM112 230V229H111ZM127 230V229H126ZM134 230V231H135ZM157 230V229H156ZM166 230V229H165ZM164 230V231H165ZM191 230V229H190ZM196 230V229H195ZM70 231H71V229H70ZM69 231V232H70ZM79 231H81L80 229H79ZM122 231H125V229L124 230H122ZM139 231V230H138ZM163 231V230H162ZM169 231H171V230H169ZM54 232H55V229H54ZM72 232V231H71ZM82 232V231H81ZM101 232V231H100ZM120 232V231H119ZM137 232V231H136ZM135 232V233H136ZM147 232H148V234H147ZM155 232V233H154ZM195 232V231H194ZM203 233H204V231H202ZM46 233H49V231L48 232H46ZM60 233H62V231H60ZM83 233V232H82ZM92 233V232H91ZM90 233V235H95V234H91ZM105 233H107V234H109L108 233V231H106ZM51 234H50V236H51ZM59 233L57 232V234L56 235H58ZM68 234V237L66 236ZM70 234V235H69ZM71 234H73V233H65V235L64 236H66L67 238H69L70 236H71ZM76 234V233H75ZM75 234H73L74 236H75ZM120 235L119 236H122L121 235V232L119 233ZM133 234V233H132ZM155 234V235H154ZM166 234V233H165ZM201 234V233H200ZM208 234V233H207ZM214 234V233H213ZM52 235H55L54 233L52 234ZM72 235V236H73ZM79 235V234H78ZM85 235V234H84ZM110 235V234H109ZM135 235V234H134ZM133 235V236H134ZM195 235H197L196 233H195ZM63 236V238L64 239H67L66 237H64ZM73 236V237H74ZM96 236V235H95ZM94 236V237H95ZM97 236H98V233H97ZM143 236V235H142ZM141 236V234H139V238H141L142 237ZM110 237V236H109ZM130 237V236H129ZM189 238H190V235L188 236ZM192 237H193V235H192ZM204 237H207L206 236V234L204 235ZM58 238V237H57ZM61 238V237H60ZM70 238H72V237H70ZM70 238H69V240H70ZM81 239H82V237H80ZM96 238V237H95ZM98 238H100V237H98ZM138 238V239H139ZM159 238V237H158ZM83 239H84V237H83ZM109 239V238H108ZM107 239V240H108ZM122 239V238H121ZM128 239V238H127ZM167 239V238H166ZM194 239V238H193ZM207 239V238H206ZM89 240V239H88ZM112 240V239H111ZM168 240V239H167ZM166 240V241H167ZM60 241H62V240H60ZM64 241V240H63ZM78 241V240H77ZM77 241L75 242V243H77ZM85 241H87V240H85ZM84 241V242H85ZM90 241H92L93 242V240H90ZM89 241V242H90ZM121 241V240H120ZM124 241V240H123ZM125 241H126V239H125ZM140 241H141V239H140ZM162 241H163V239H162ZM223 241V240H222ZM67 242V241H66ZM69 243H70V241H68ZM67 242V243H68ZM95 243H96V241H94ZM93 242V243H94ZM108 242H110V241H108ZM142 242V241H141ZM64 242H62V244H63ZM75 243H73V244H75ZM111 243H114V241L113 242H111ZM124 243V242H123ZM127 243H129V242H127ZM263 243V242H262ZM61 244V243H60ZM97 245L99 244V243H96ZM130 244V243H129ZM134 244V243H133ZM139 244V243H138ZM194 244V243H193ZM198 244H199V241H198ZM203 244V243H202ZM64 245V244H63ZM66 245V244H65ZM64 245V247L67 249L70 245H72L71 243L68 245L67 244V246H65ZM81 245V246H80ZM109 245V244H108ZM140 245V244H139ZM155 245V244H154ZM237 245V244H236ZM243 245V244H242ZM121 246V245H120ZM125 246V245H124ZM134 246V245H133ZM149 246V245H148ZM194 246H196V244L194 245ZM193 246V247H194ZM201 246V245H200ZM249 246V245H248ZM61 248H63L64 249V247H62V246H60ZM71 247L72 246H70V250H72L71 249ZM78 249H79V247L80 248H82L83 246H82V244H78ZM84 247H85V245H84ZM152 247V246H151ZM197 247V246H196ZM236 247H238V246H236ZM86 248H87V246H86ZM86 248H83V250L82 249H79L78 251H84V249H86ZM97 248V247H96ZM117 248V247H116ZM130 248V247H129ZM233 248V247H232ZM101 249V248H100ZM119 249H121V248H119ZM124 249H125V247H124ZM143 249V248H142ZM147 249H148V247H147ZM156 249H157V247H156ZM193 249H195V247L193 248ZM228 249V248H227ZM230 249V248H229ZM234 249V248H233ZM231 250L233 253H235L234 252V250ZM239 249V248H238ZM75 250V249H74ZM101 250H103V249H101ZM111 250V249H110ZM243 250V249H242ZM249 250V249H248ZM264 250V249H263ZM262 250V251H263ZM104 251V250H103ZM135 251H136V249H135ZM156 251V250H155ZM246 251H247V249H246ZM112 252V251H111ZM125 252H126V249H125ZM68 253H70V252H68ZM133 253V252H132ZM244 253V252H243ZM243 253H241L242 255H239V256H237V258H239L240 260H242V261H244V262H246L247 263V261H248V259H249V257H245V254H247L246 252H245V254H243ZM71 254H72V252H71ZM78 254H80V253H78ZM128 254V253H127ZM143 254H145V253H143ZM249 254V253H248ZM257 254V253H256ZM85 255H87V254H84V256ZM92 255H94V253L92 254V252L90 253V257H89V254H88V257L89 258H92L91 256ZM96 255H97V253H96ZM229 255H231L230 253H229ZM236 255H238V254H236ZM236 255H235V257H236ZM253 255H254V253H253ZM84 256L82 257V256H80V257H82V258H84ZM95 256V255H94ZM93 256V257H94ZM127 256V255H126ZM143 256V255H142ZM222 256H224V254L222 255ZM251 256V255H250ZM259 256V255H258ZM79 257V256H78ZM80 257H79V259H80ZM87 257V256H86ZM85 257V258H86ZM87 257V258H88ZM112 257H113V255H112ZM146 260L144 261H142V257L140 256V254H137L136 253V255H135V260H134V262L133 263H135V264H152L153 263V255L151 254V252L149 251V249L147 250V254H146ZM145 257H144V259H145ZM226 257H227V255H226ZM232 257V256H231ZM253 257V256H252ZM256 257H257V255H256ZM260 257V256H259ZM104 258V257H103ZM114 258V257H113ZM127 258H128V256H127ZM233 258V257H232ZM258 258V257H257ZM263 257H261L260 258V260L262 259ZM94 259H95V261H93V264H104L103 262H104V260L102 259V257L101 258H99V257H94ZM239 259H237V260H239ZM82 260V259H81ZM87 260V259H86ZM122 260V259H121ZM125 260V259H124ZM127 260L128 259H126V262H127ZM251 260V259H250ZM80 261V260H79ZM242 261H241V264H243L242 263ZM91 262V261H90ZM113 262H114V259H113ZM117 262H119V261H117ZM238 262V261H237ZM252 262V261H251ZM254 262V261H253ZM257 262V261H256ZM256 262H254L255 264H256ZM253 263V264H254ZM87 264H90V263H88L87 262ZM114 264H116V262H114ZM234 264V263H233ZM240 264V263H239ZM249 264H252V263H250L249 262Z\"/></svg>",
    "mask_w": 264,
    "mask_h": 264
}]
</instances>
